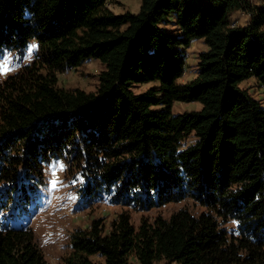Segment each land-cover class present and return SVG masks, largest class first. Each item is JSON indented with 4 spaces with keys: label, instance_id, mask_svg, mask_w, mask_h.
Here are the masks:
<instances>
[{
    "label": "trees",
    "instance_id": "16d2710c",
    "mask_svg": "<svg viewBox=\"0 0 264 264\" xmlns=\"http://www.w3.org/2000/svg\"><path fill=\"white\" fill-rule=\"evenodd\" d=\"M108 3L0 0V52L37 45L0 83V210L27 216L44 168L63 161L83 198L206 209L138 227L122 213L109 231L95 220L64 264H264V104L242 87L264 88V0H140L121 14ZM240 11L245 25L232 23ZM198 40L197 75L181 83ZM92 60L104 66L94 92L59 85ZM176 102L201 108L174 113ZM0 264L50 263L30 227L4 224Z\"/></svg>",
    "mask_w": 264,
    "mask_h": 264
},
{
    "label": "rangeland",
    "instance_id": "374dc122",
    "mask_svg": "<svg viewBox=\"0 0 264 264\" xmlns=\"http://www.w3.org/2000/svg\"><path fill=\"white\" fill-rule=\"evenodd\" d=\"M258 3V0H250ZM109 7L115 13L138 12L140 0H109ZM249 20L247 13L240 11L232 16V23L245 25ZM37 45L32 42L23 51L0 52V83L8 76L16 74L24 65L33 60ZM206 50L203 41H194L185 49L187 55L186 68L181 83L191 81L198 72V56ZM104 66L97 60L84 63L81 67L59 74V85L64 88H79L87 92H94L99 83L98 75ZM242 87L264 104V88L252 79L246 81ZM146 88V87H145ZM198 103L176 102L174 113L199 110ZM45 180L43 186L35 193L27 216L16 213L13 209L0 210V227L10 225L14 227L28 226L36 236L37 242L50 264H64V258L71 250V236L78 229H87L93 221L101 219L106 231L120 214L130 215L132 223L138 227L143 219L153 221L157 217L169 218L174 212L187 209L194 214H200L206 209L199 203L187 199L179 203H169L150 209H141L114 202L109 196L101 195L97 198H83L81 189L85 180L80 171L73 164L63 161L52 162L44 168ZM4 187H1L2 189ZM3 195V194H2ZM0 196L3 198V196ZM15 213L17 215H15ZM230 228L234 225L230 224Z\"/></svg>",
    "mask_w": 264,
    "mask_h": 264
},
{
    "label": "crops",
    "instance_id": "0c3cea01",
    "mask_svg": "<svg viewBox=\"0 0 264 264\" xmlns=\"http://www.w3.org/2000/svg\"><path fill=\"white\" fill-rule=\"evenodd\" d=\"M117 14H119V13H117Z\"/></svg>",
    "mask_w": 264,
    "mask_h": 264
}]
</instances>
